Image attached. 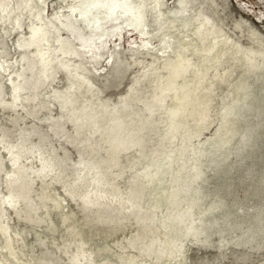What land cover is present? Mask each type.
Here are the masks:
<instances>
[{
	"label": "rangeland",
	"instance_id": "rangeland-1",
	"mask_svg": "<svg viewBox=\"0 0 264 264\" xmlns=\"http://www.w3.org/2000/svg\"><path fill=\"white\" fill-rule=\"evenodd\" d=\"M21 1L0 0V263L70 264L80 240L90 264L130 256L155 264L127 241L179 233L191 221L195 235L158 263L264 264V0H117L129 13L97 0ZM36 27L46 42L28 46ZM161 39L167 57L179 42L213 47L208 58L223 52L203 83L213 87L202 131L187 120L176 134L164 114L170 101L162 111L151 101L167 78ZM61 47L72 51L63 56ZM21 137L32 153L9 158ZM38 156L50 171L22 174L39 166ZM179 169L189 188L178 193L180 207L190 203L193 214L165 227Z\"/></svg>",
	"mask_w": 264,
	"mask_h": 264
},
{
	"label": "bare ground",
	"instance_id": "bare-ground-1",
	"mask_svg": "<svg viewBox=\"0 0 264 264\" xmlns=\"http://www.w3.org/2000/svg\"><path fill=\"white\" fill-rule=\"evenodd\" d=\"M17 1H21V0H17ZM23 1V0H22ZM21 1V2H22ZM74 0H70V2L72 3ZM4 2V1H1ZM98 4L104 7H108L109 10L113 9L115 6L121 5V8L126 11V13L128 12H133L134 10L131 9L128 5V3L124 4V3H119L117 0H97ZM18 3V2H17ZM20 3V2H19ZM23 3V2H22ZM96 3V2H95ZM1 4V3H0ZM4 4V3H2ZM63 4V2H62ZM20 5V4H19ZM22 5V4H21ZM160 6V4L156 3L155 6L153 7V10L155 8H158ZM72 7V6H71ZM91 7V6H90ZM161 7V6H160ZM107 8V9H108ZM92 9V8H90ZM99 9V8H98ZM105 9V8H104ZM60 11V10H59ZM158 11V10H157ZM74 12V11H73ZM107 12V11H106ZM162 12V11H161ZM157 13V12H156ZM159 13V12H158ZM157 13V14H158ZM73 14V13H72ZM83 14V13H82ZM112 14V13H111ZM69 15V14H68ZM100 15V14H99ZM106 15V14H105ZM110 15V14H109ZM161 15V14H159ZM166 15V14H165ZM164 15V16H165ZM111 16V15H110ZM163 16V15H162ZM167 16V15H166ZM96 17V16H95ZM94 17V18H95ZM160 18V16H159ZM165 19V18H164ZM163 19V20H164ZM207 19V18H206ZM204 20V19H203ZM208 20V19H207ZM171 22V20H169ZM209 21V20H208ZM206 22V26L207 23ZM99 22V21H98ZM167 22V21H166ZM168 24V23H167ZM174 24V22H173ZM202 24V23H200ZM209 24V23H208ZM204 25V24H203ZM169 26V25H168ZM199 26V25H198ZM205 26V28H206ZM197 27V26H195ZM194 27V28H195ZM201 27V25H200ZM204 27V26H203ZM174 28V27H173ZM172 29V28H171ZM200 28H196L198 34V37L202 38L203 36V31L201 32ZM207 29V28H206ZM32 34L30 39L28 40V46H35V47H40L42 42H46L45 36H46V32L44 29L42 28H33L32 30ZM206 31V30H205ZM208 31V30H207ZM176 32V31H175ZM178 32V31H177ZM211 33V34H210ZM212 31L210 30L209 35H212ZM214 34V33H213ZM181 35V34H180ZM216 35V34H215ZM214 35V36H215ZM222 38V37H221ZM198 39V38H197ZM211 39V38H210ZM213 39V38H212ZM162 40V39H161ZM176 41V40H175ZM202 41V40H201ZM207 41V40H206ZM209 41V40H208ZM199 42V41H198ZM210 42V41H209ZM178 43V42H177ZM223 43V42H222ZM48 44V43H47ZM199 44V43H198ZM57 45V44H56ZM149 46L150 44H143V46ZM208 45V44H206ZM213 45V44H212ZM217 45V44H215ZM215 45H213L215 47ZM226 45V44H225ZM151 46V45H150ZM149 46V47H150ZM179 49L178 51H175L174 49L172 50V56L171 57H167V56H163L166 52V50L169 49V46L167 45V41L164 39L161 41V47L159 49H157V51L160 53L161 57L164 60V63L162 64L163 67L162 68L164 71H166V75L167 78H165L166 80L164 81V84L162 87L161 84L159 87V90L156 94H153L150 98L152 103H154L153 105L157 108L156 110H161L164 105H165V101L168 99L170 101L169 105L167 106L166 111L164 112V114L168 117V121H169V125L171 127V129L177 134V132L181 129V128H185L186 127V121L187 120H194L196 121V126L198 129L205 127L204 124H207L206 121V109H208V105L209 103H207V99H210V97L208 98V94L210 92V89H212L210 84L205 83L206 85H203L205 79H206V75L208 73V70L210 71L211 68H214L215 66H219L218 63L221 65L222 59V53H219V56H216L217 54H213L214 56H212V58H208V55L213 52V47L210 48H204L206 46H204V49H197L195 46L189 44V43H183L180 44V42L178 43ZM200 46V45H199ZM198 46V47H199ZM202 46V45H201ZM209 46V45H208ZM211 46V45H210ZM235 46V45H234ZM218 47V46H217ZM226 47V46H225ZM237 47V46H235ZM142 48V47H141ZM152 48V47H150ZM154 48V47H153ZM152 48V50H154ZM201 48V47H200ZM145 49V48H144ZM147 49V48H146ZM176 49V50H177ZM217 49V48H216ZM214 48V51L216 50ZM85 50V49H84ZM90 50V49H89ZM224 50V49H223ZM71 49L68 47H61V54L63 56L68 55L69 53H71ZM225 51V50H224ZM239 52V50H236ZM216 53L219 52L218 50L215 51ZM221 52V51H220ZM241 52V51H240ZM156 53V52H155ZM189 53V54H186ZM197 54L199 56V59L197 62H199V64L196 66L192 63L193 59L190 58V56L193 54L194 55ZM224 55V54H223ZM244 55V54H243ZM37 56L39 58L40 63L45 66V67H49L50 66V62L51 60L49 59V56L47 55L46 52L40 51V49L37 52ZM196 56V55H195ZM250 56V55H249ZM157 57V56H156ZM225 57V56H224ZM253 58V57H252ZM192 59V61H191ZM243 59V58H242ZM219 60H221L219 62ZM163 62V61H162ZM40 64V65H41ZM246 64V63H245ZM251 64V62H250ZM249 64V65H250ZM161 65V66H162ZM253 65V64H252ZM247 66V65H246ZM255 66V65H254ZM257 67V66H256ZM30 68V67H29ZM255 68V67H254ZM212 70V69H211ZM253 70L252 66H247L246 67V71H250ZM255 70V69H254ZM213 71V70H212ZM215 71V70H214ZM217 71V70H216ZM210 73V72H209ZM218 73V71H217ZM224 73V72H223ZM245 73V72H244ZM247 73V72H246ZM248 74V73H247ZM250 74V73H249ZM222 75V74H221ZM224 75V74H223ZM212 76V75H211ZM217 76V75H216ZM220 76V75H219ZM217 77L216 79L218 81H222L221 77ZM146 77L145 75H143V78ZM159 77V76H158ZM162 77V76H161ZM166 77V76H165ZM208 77V76H207ZM223 77V76H222ZM46 78V77H45ZM74 78L76 79H80L79 75L77 73L74 74ZM209 78V77H208ZM214 78V77H213ZM160 79V77H159ZM215 79V78H214ZM224 79V78H223ZM83 80V79H82ZM158 80V79H157ZM81 81V79H80ZM212 81V79L210 80ZM209 81V82H210ZM224 81V80H223ZM222 81V82H223ZM87 82V84H89V81H85ZM220 82V83H222ZM216 83V82H215ZM239 83V82H238ZM79 85V83L77 84ZM214 85V84H213ZM217 85V84H216ZM2 86V85H1ZM0 86V103L2 102V88ZM240 86V85H239ZM245 87V86H244ZM238 88V87H237ZM14 94L17 96V92H16V88L14 87ZM214 89V88H213ZM240 89V88H239ZM243 89V88H242ZM237 90V89H236ZM87 93V92H86ZM211 93V92H210ZM237 93V92H236ZM213 94V93H212ZM210 94V95H212ZM14 95V96H15ZM212 101V100H211ZM151 103V102H150ZM211 104V103H210ZM146 105V104H145ZM154 108V107H153ZM152 108V109H153ZM148 110L150 112H152L151 109L148 108ZM230 109H227V116H230L228 114V112ZM233 110V109H232ZM162 111V110H161ZM155 112V111H154ZM78 113V112H77ZM91 113V112H90ZM92 114V113H91ZM225 114V117H227ZM96 115V114H95ZM208 115V114H207ZM110 116V115H109ZM224 119V118H223ZM211 123V121H209ZM188 124V123H187ZM227 124V123H226ZM188 126V125H187ZM208 126V125H207ZM206 126V127H207ZM223 127V125H222ZM148 128V127H147ZM187 128V127H186ZM223 129V128H221ZM197 131V130H196ZM108 132V131H107ZM193 132V131H192ZM195 132V131H194ZM193 132V134H194ZM192 134V135H193ZM23 136H26L25 134H23ZM174 136V135H173ZM196 136V135H195ZM189 137H191L189 135ZM232 137V136H231ZM24 138L22 139V137L20 138L21 140L15 142L17 145H13L11 147H7L6 151L8 153V157L11 159H19L22 157H26L29 148H26L27 144V139L26 140V146L24 143ZM171 139V138H170ZM174 139V138H173ZM188 139V138H187ZM129 140V139H128ZM4 141V140H3ZM21 141V142H20ZM187 141V140H186ZM19 142V143H18ZM24 143V145H23ZM140 143V142H139ZM6 144V141H5ZM125 144V143H124ZM11 145V143H10ZM182 145V144H181ZM180 145V146H181ZM115 146V145H114ZM128 147V146H127ZM185 147V146H184ZM13 148V152L12 149ZM32 148V147H31ZM30 148V154L32 153ZM184 150V148H182ZM181 149V150H182ZM140 150V148H139ZM109 151V150H108ZM177 153V152H176ZM181 153V152H180ZM178 151V154H180ZM39 154H41L39 152ZM38 155V154H37ZM41 156V155H40ZM178 156V155H177ZM44 157V156H43ZM38 156V161H39V166L36 168L33 167H21L20 170L22 171V174H27V172L29 171L30 174H35V175H42L45 176L47 172L50 171L51 169V165L52 163H50V161H47L45 158V161ZM180 157V156H179ZM172 158H170L171 161ZM180 159V158H179ZM49 160V159H48ZM182 162L186 163V161H183V159H181ZM25 165V164H24ZM19 166V165H18ZM185 166V164H184ZM182 167V166H181ZM186 167V166H185ZM184 167H182L183 169ZM180 170V169H179ZM177 171V170H176ZM175 172V171H174ZM180 171H177L176 173L173 174L172 176V181L173 182V186H171V189L169 190L168 193V197H167V211L174 213L173 215L169 216L167 221L164 223H162V226L165 227H174L179 223H183L185 221H189V219H191L192 217V205L190 203L186 204L185 209L180 207V199L178 197V193L181 192L183 194H186L189 190L188 185L187 184H183L180 185L179 181H178V176L180 177ZM29 174V173H28ZM180 174V175H179ZM187 174V173H186ZM195 174V173H194ZM172 175V174H170ZM183 175V174H182ZM185 176V175H184ZM196 176V174L194 175ZM17 177V176H16ZM27 177V176H26ZM145 178V177H144ZM171 179V178H170ZM178 181V183H177ZM183 183V182H181ZM20 184V183H19ZM171 184V185H172ZM17 186V185H16ZM22 186V185H20ZM18 187V186H17ZM16 187V188H17ZM17 192V190H15ZM23 191V190H22ZM111 192V191H110ZM93 195V194H92ZM104 196V195H102ZM112 196V195H111ZM1 200V199H0ZM104 201V200H103ZM1 202V201H0ZM96 202V201H95ZM187 202V201H186ZM195 203V201H194ZM58 204V203H57ZM193 204V203H192ZM85 205V204H84ZM195 205V204H194ZM96 207V206H95ZM121 207V206H120ZM123 207V205H122ZM195 207V206H194ZM138 208V207H137ZM153 209H156L153 208ZM108 211V209H106ZM94 212V211H93ZM139 212V210H138ZM142 213V211H140ZM150 212V211H149ZM112 213V212H110ZM108 213V214H110ZM107 214V213H106ZM112 215L110 214V217ZM168 216V215H167ZM106 218V217H105ZM112 222V221H111ZM191 221L188 222V224L186 225L185 228H183L182 232H172L170 234L168 233H162V237H158V236H152L151 238H149L146 241H143L142 238L138 239V237L136 238H131L127 241L128 245L131 247H134L135 244H137L136 246V250L138 251L137 254H139V257H143V256H153V259L155 260L154 263L157 264L158 261L162 258V256H168V257H173V254L179 253L180 250V245H181V238L185 237L187 235H191L194 236L196 233V229L192 228L191 226ZM178 227V226H176ZM182 227V226H180ZM8 228V227H7ZM151 229V228H150ZM175 229V228H173ZM203 231V230H202ZM153 235V234H152ZM149 237V236H148ZM188 238V237H187ZM84 241V240H82ZM69 242V241H68ZM72 242V241H70ZM75 243H77L76 245H74V250L72 252H70L67 260L69 261L70 264H82V261H86L88 262V264H90L89 259H88V255L85 256L83 254V250H81L80 245H82V242L79 241H75ZM87 243V242H86ZM7 244V243H6ZM73 244V243H72ZM11 252V251H10ZM90 252V251H89ZM134 252V251H133ZM22 253V252H21ZM13 254V252H12ZM23 254V253H22ZM89 254V253H88ZM67 255V254H66ZM4 256V255H3ZM91 256V254H90ZM137 256V255H136ZM17 258V257H16ZM119 258V257H118ZM140 258V259H141ZM40 259V258H39ZM38 259V260H39ZM121 259V258H120ZM44 260V259H43ZM46 260V259H45ZM165 260V259H164ZM1 261V260H0ZM41 260H39L40 262ZM136 258L135 256H130V258H127L124 261V264H136L135 263ZM19 262V261H18ZM45 262H49V261H44ZM112 262V261H111ZM2 263V261H1ZM0 263V264H1ZM114 263V262H113ZM21 264V263H20ZM97 264V262H96ZM98 264H112L109 262H101ZM115 264V263H114ZM139 264H144V263H139ZM160 264V262L158 263Z\"/></svg>",
	"mask_w": 264,
	"mask_h": 264
}]
</instances>
